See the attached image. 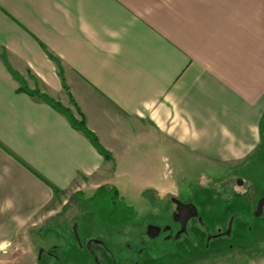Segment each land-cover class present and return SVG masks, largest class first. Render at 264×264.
Segmentation results:
<instances>
[{"label": "crops", "instance_id": "1", "mask_svg": "<svg viewBox=\"0 0 264 264\" xmlns=\"http://www.w3.org/2000/svg\"><path fill=\"white\" fill-rule=\"evenodd\" d=\"M263 148L264 0H0V248L76 195L170 189L174 156Z\"/></svg>", "mask_w": 264, "mask_h": 264}, {"label": "rangeland", "instance_id": "2", "mask_svg": "<svg viewBox=\"0 0 264 264\" xmlns=\"http://www.w3.org/2000/svg\"><path fill=\"white\" fill-rule=\"evenodd\" d=\"M171 160L165 165L170 189L141 193L131 182L121 187L119 206L131 210L124 227L110 229L101 221V207L80 206L73 197L59 217L0 248V264H264V234L258 238L264 212L254 215L264 198V148L255 163L231 169H207L180 156ZM93 195L89 191L85 198ZM173 197L197 207L214 235L227 231L233 220L232 234L208 241L202 222L192 220L178 240H151L150 224L178 229ZM91 240L104 243L94 246L93 255L87 250Z\"/></svg>", "mask_w": 264, "mask_h": 264}, {"label": "trees", "instance_id": "3", "mask_svg": "<svg viewBox=\"0 0 264 264\" xmlns=\"http://www.w3.org/2000/svg\"><path fill=\"white\" fill-rule=\"evenodd\" d=\"M33 95H38V93H33ZM49 103L53 104L57 108H59L55 103H53L51 100L47 99L46 97H42ZM75 105V104H74ZM76 106V105H75ZM60 109V108H59ZM79 129L84 131V133L94 142L96 147L99 149V151L105 156V158L110 159V154L105 151L98 143L97 138L87 130L85 127L84 118L82 115V121L80 123H75ZM108 193H112L113 195L110 196ZM118 190L115 187H101L97 189L94 193V195L90 198H85V195L79 194L76 195V198H79L81 200L80 206L91 204L95 207H101L102 209V223L107 225L110 229L116 230L117 228H122L126 225L127 222V213L129 214L131 212L129 207H120V205H124V203L119 198ZM79 206V204H78ZM85 207V206H83ZM205 229H207L206 225L204 226ZM264 232L260 231L258 238L260 236L263 237Z\"/></svg>", "mask_w": 264, "mask_h": 264}, {"label": "water", "instance_id": "4", "mask_svg": "<svg viewBox=\"0 0 264 264\" xmlns=\"http://www.w3.org/2000/svg\"><path fill=\"white\" fill-rule=\"evenodd\" d=\"M240 184H242V183L240 182ZM173 203L176 205V211L173 214V221L175 223H178L181 225V229L174 236L175 240H178L181 236H183L184 234L187 233V227H188L190 220H192L194 218H198L199 221L202 222V224L204 225L203 219L201 218L197 207H195L193 204H184L183 202H181L180 200H178L175 197H173ZM263 212H264V198H262L259 201L258 206H257V210L255 211L254 215H255V217H260L263 214ZM232 226H233V220L230 221L227 231L220 233V234H217V235L212 234L211 231L206 226L207 231L209 233L208 241H210L212 239H218L221 237H229L232 234ZM168 232H171L170 226H166L162 229L161 227H159L157 225L150 224L147 226V229H146V235L151 240L158 239L160 237L161 233L166 234ZM172 238H173L172 235L169 234L166 237V240H170ZM95 245L104 246V243L101 241H98V240H91L87 245V250L92 255L94 254L93 248Z\"/></svg>", "mask_w": 264, "mask_h": 264}, {"label": "flooded vegetation", "instance_id": "5", "mask_svg": "<svg viewBox=\"0 0 264 264\" xmlns=\"http://www.w3.org/2000/svg\"><path fill=\"white\" fill-rule=\"evenodd\" d=\"M185 204V203H184ZM258 206V205H257ZM175 210H176V205H175ZM192 220H197V221H199V219L198 218H194V219H192ZM192 220H190V221H192ZM175 225H176V228H178L176 231H175V229H174V227L173 226H170L171 227V232H168V233H166V234H164V233H161V235H160V237H163V238H166L169 234H171L172 235V237H174L175 236V234L181 229V225L180 224H178V223H175ZM169 226V225H168ZM159 227H161V226H159ZM166 227V226H165ZM162 229L164 228V227H161ZM174 230V231H173ZM207 230V229H206ZM208 232V231H207ZM223 233V232H222ZM220 234V233H219ZM159 237V238H160ZM222 238V237H221Z\"/></svg>", "mask_w": 264, "mask_h": 264}]
</instances>
